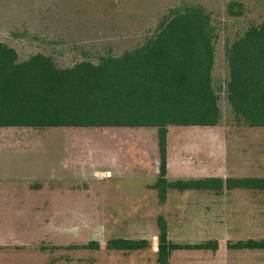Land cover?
Segmentation results:
<instances>
[{
	"label": "rangeland",
	"instance_id": "1",
	"mask_svg": "<svg viewBox=\"0 0 264 264\" xmlns=\"http://www.w3.org/2000/svg\"><path fill=\"white\" fill-rule=\"evenodd\" d=\"M228 1L0 0V39L14 45L21 59L41 51L60 67L83 59L97 62L101 55L120 54L136 45L156 27L168 7L198 2L207 7L219 27L214 68L218 85L228 73L226 42L264 21V0H239L246 5L240 17L227 15ZM233 117L223 106L216 126H171L174 157L176 151L187 157V168L212 167L225 175L264 177V127ZM151 132L156 135V128L0 127V264H90L91 249H70L66 241L73 236L91 238L93 222L106 213L98 211V205L115 199L131 205L139 201L138 215L127 225L152 231L158 194L154 196L148 186L153 177L139 160H144L139 146L147 149L150 145V157L151 148L158 146ZM128 136H136L138 142L122 143ZM95 171L110 175L97 177ZM239 197L244 201L240 200L238 209L218 211L222 228L228 220L238 240L264 239V190ZM64 204L79 210L65 209ZM256 250H261L264 264V249ZM23 254L26 259L14 260Z\"/></svg>",
	"mask_w": 264,
	"mask_h": 264
},
{
	"label": "trees",
	"instance_id": "2",
	"mask_svg": "<svg viewBox=\"0 0 264 264\" xmlns=\"http://www.w3.org/2000/svg\"><path fill=\"white\" fill-rule=\"evenodd\" d=\"M227 15L240 17L246 5L229 0ZM219 27L202 3L167 8L156 27L120 54L101 55L60 67L36 52L21 59L16 47L0 39V127L101 128L155 127L160 173L153 187L164 202L169 188H249L264 190L263 176L167 179L170 125L216 126L223 106L238 122L264 127V21L250 25L224 47L227 75L216 85L214 68ZM159 225V264H169L175 248H217L216 242L177 244ZM90 242L84 247H98ZM147 240L113 239L108 248L135 250ZM230 248L264 249V239L238 240Z\"/></svg>",
	"mask_w": 264,
	"mask_h": 264
},
{
	"label": "crops",
	"instance_id": "3",
	"mask_svg": "<svg viewBox=\"0 0 264 264\" xmlns=\"http://www.w3.org/2000/svg\"><path fill=\"white\" fill-rule=\"evenodd\" d=\"M171 126L174 125H170L168 127L167 134L166 176L169 181L205 177H250L225 175L219 172L216 173V170H213L212 167L210 169L208 168V170L206 169L207 167L201 168V170H196L194 167L187 168L185 165L187 157L184 155L180 156L177 151L176 157L173 155L174 149H172V147L174 145L172 146V142L169 140ZM12 127L35 128L23 126ZM150 134H153L152 136H155V138L157 136L156 144L158 146L151 148L152 157H150V151H148V147L150 148V145L147 146V149L144 146H139L142 148L140 154L144 157V160L141 159V157L139 160H142L145 164L143 166L146 168V172H148L147 174L153 177V181L149 183L148 186H151L155 196L156 193L158 194V189L154 188L153 185L157 181L160 173V152L158 132H156V135L154 132H151ZM134 138H136V136H128L126 141L121 139V142H126L128 146L138 142ZM140 139L144 140L145 138L141 137ZM214 163V161L209 162V164H212L213 168L217 167L218 170V166ZM95 172L99 173L97 177H107L110 175L108 171ZM255 190L258 189H228L224 187L220 190L211 188L180 190L176 188H169L164 202L160 201L158 195V204L156 206V210L153 208L154 214L152 215L156 226H154L150 232L142 231L141 228L140 230L138 228L133 229L127 225L128 222H131L132 219L135 218V215H138L136 213L139 212L141 208L139 201L136 204L131 205L124 204V199H118L119 202H115V199L113 203H108V205L105 203L103 207H101V204L98 205V211H104L106 213L102 216L99 215L98 220L93 222L95 229L91 238L82 239L79 236L76 238L73 236L66 241L68 243L66 246L70 249H91L92 261L90 264H159L158 245L160 231L158 219L161 216L164 218L167 225L168 239L173 243L194 245L206 242H216L218 244V247L215 249L188 247L175 248L170 252L169 264H261V250H256L255 252V249H238L230 248L228 246V243L236 242L238 239L235 237V231L232 232V230L228 227V220L226 225L223 227L224 229L222 228L221 214L218 212L235 210L238 203H240V200L244 201V199H241L239 195H250V193L254 195ZM251 204L254 205V202ZM52 205L53 202L50 203V208H53ZM72 205L73 204H64V207H67L65 209H69L68 207L71 206V209L79 210L78 207H73ZM148 206L149 205L146 207L144 206L145 208L143 210L147 211ZM139 217H143V215H139ZM123 223L125 224L123 225ZM103 224H108V227H104ZM213 227L215 229H212ZM76 233L81 235V230ZM113 239L147 240L149 242V246L135 250L108 248L107 243ZM92 241L98 242L99 246L92 248L84 247L85 244ZM21 258L26 259V254H23L20 257H15L14 260H19ZM81 261L84 263V260ZM20 264L25 263L21 262Z\"/></svg>",
	"mask_w": 264,
	"mask_h": 264
}]
</instances>
